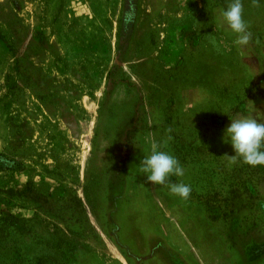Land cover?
Wrapping results in <instances>:
<instances>
[{
    "label": "rangeland",
    "instance_id": "rangeland-1",
    "mask_svg": "<svg viewBox=\"0 0 264 264\" xmlns=\"http://www.w3.org/2000/svg\"><path fill=\"white\" fill-rule=\"evenodd\" d=\"M230 2L0 0V264H264V166L224 156L264 120V0L243 49ZM169 135L187 200L141 172Z\"/></svg>",
    "mask_w": 264,
    "mask_h": 264
},
{
    "label": "clouds",
    "instance_id": "clouds-1",
    "mask_svg": "<svg viewBox=\"0 0 264 264\" xmlns=\"http://www.w3.org/2000/svg\"><path fill=\"white\" fill-rule=\"evenodd\" d=\"M252 5L259 7V0H252ZM243 11L242 0H231L226 10L219 12L217 25L221 29L234 33L236 36L234 44L241 49L252 41V33L243 18ZM209 36L211 37L210 42L215 45V37ZM166 131L171 133L172 129L168 128ZM225 136L228 137L235 152V155H224L229 167L241 161L252 167L264 166V120H259L255 116L239 115L231 119L230 125L225 129ZM171 139L169 135L162 144L153 140L151 154L140 161L141 172L146 174L148 182L153 185L167 186L170 194L187 200L191 194L190 185L183 182H170L172 176H184L183 166L175 156L158 150L166 146L167 141Z\"/></svg>",
    "mask_w": 264,
    "mask_h": 264
}]
</instances>
